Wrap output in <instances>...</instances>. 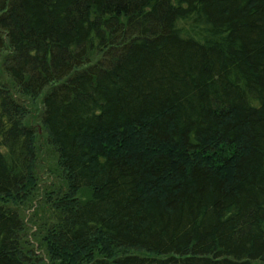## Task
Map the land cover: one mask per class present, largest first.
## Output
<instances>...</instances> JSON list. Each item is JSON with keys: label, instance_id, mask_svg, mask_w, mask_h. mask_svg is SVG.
<instances>
[{"label": "trees", "instance_id": "1", "mask_svg": "<svg viewBox=\"0 0 264 264\" xmlns=\"http://www.w3.org/2000/svg\"><path fill=\"white\" fill-rule=\"evenodd\" d=\"M0 264H264V0H0Z\"/></svg>", "mask_w": 264, "mask_h": 264}, {"label": "rangeland", "instance_id": "2", "mask_svg": "<svg viewBox=\"0 0 264 264\" xmlns=\"http://www.w3.org/2000/svg\"><path fill=\"white\" fill-rule=\"evenodd\" d=\"M35 105L31 106L32 109L40 110L39 109V101L34 102ZM37 117L33 118L32 121L35 123V120ZM41 131V130H40ZM39 170H40V175L41 178L35 183V191L36 192H41L42 190L46 189L47 187H50L54 181H56V174L57 171V164L55 163L54 156L53 155H47L44 154L42 155V159L39 164ZM37 194V193H36ZM35 208V205L34 207ZM33 211L32 208L31 210L28 209L26 211L27 214H31L30 212Z\"/></svg>", "mask_w": 264, "mask_h": 264}]
</instances>
